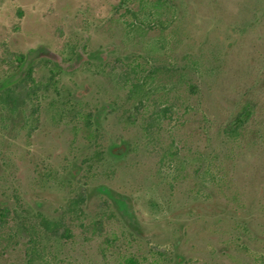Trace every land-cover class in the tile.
Returning <instances> with one entry per match:
<instances>
[{"label": "rangeland", "instance_id": "rangeland-1", "mask_svg": "<svg viewBox=\"0 0 264 264\" xmlns=\"http://www.w3.org/2000/svg\"><path fill=\"white\" fill-rule=\"evenodd\" d=\"M175 1L178 20L163 35L154 29L141 36L127 35L117 24L126 12L121 0H0V82L15 72L19 55L41 46V54L59 59L63 68L56 75L59 93L50 84L18 116L0 108V196H19L49 217L59 216L71 197L86 196L70 235L44 243L42 264H117L123 253L165 264L159 253L170 255L175 240L184 264H264L255 258L264 252V0ZM157 40L163 59L189 63L198 88L196 95L184 86L165 94L177 105V117L147 131V113L132 125L121 116L126 94L115 83L121 65L116 59L135 49L134 42L144 53ZM79 45L81 62L71 53ZM50 75L44 65L33 72L44 83ZM68 98L74 108L59 111L58 103ZM249 103L256 104L255 114H246L243 129L233 134ZM109 104L112 109L95 116ZM87 114L93 116L91 138ZM123 139L130 144L117 161L107 150ZM169 149L180 152V166L164 158ZM201 153L214 171L223 168L227 183L224 191L215 186L196 200L191 188ZM100 187L129 197L138 231L133 234L117 214L108 192L94 191ZM238 221L250 226L249 234L241 233L247 247L222 250L233 241ZM12 225L10 220L0 227V264H23L28 250L25 237H10Z\"/></svg>", "mask_w": 264, "mask_h": 264}, {"label": "trees", "instance_id": "trees-1", "mask_svg": "<svg viewBox=\"0 0 264 264\" xmlns=\"http://www.w3.org/2000/svg\"><path fill=\"white\" fill-rule=\"evenodd\" d=\"M120 8H125L126 12L119 13L121 17L117 18V24L124 28L126 34H130L131 31H136L138 35H145L150 31L159 30L163 35L164 28L167 27L170 22L175 23L178 20L180 2L175 0H121ZM117 6V11H120ZM131 17L133 19H128ZM127 34V35H128ZM138 39V37H135ZM162 40V39H161ZM162 46L161 41L156 44L148 42L146 52H140L137 47L139 44L134 42L135 49H132L130 53L123 52L121 55H117L118 61L121 65L117 66V85L125 92L126 97L124 104L121 106L123 113L122 118L126 119L128 124H134L138 120L140 114H148L147 131L150 126L157 125L162 126L166 120H172L176 115L177 105L170 103L165 98V94H171V90L177 87L185 88V91L189 92V95H196L197 85L193 81L192 74L190 76L189 63H183L181 60L174 57V59H168L161 57V51L158 44ZM83 45L72 47L71 53L75 61L81 62L84 59V48ZM149 48V49H148ZM45 47L41 46L35 50H31L26 54H21L17 57V65L15 72L5 77L0 82V108L8 110L7 112L13 116H18L25 110L24 106L32 100L34 97L38 98L41 94L45 95L49 92V86H53L58 92V75L62 70V65L59 59L50 61L49 58L42 55V51ZM144 51V49H143ZM94 56L101 62L106 63L107 59H104L105 54L97 52ZM53 63L51 66L50 63ZM197 64V61H196ZM46 66L50 68L51 75L49 81L44 83L43 80H37L33 76V72L36 66ZM115 71L114 69L111 72ZM193 71H191L192 73ZM112 76V80H114ZM203 82V80L201 81ZM51 84V85H50ZM72 101L70 98L63 102H59L58 110L64 111L66 109H73ZM56 104L53 105V107ZM111 108L113 104L104 106V108ZM256 104H247L243 107V111L236 117V120L240 123L235 125L232 132L238 135V129H243L246 120L245 115L256 112ZM118 109V108H117ZM148 109L149 111H144ZM77 116H81L82 112L76 113ZM92 114L84 115L86 120V127H89L87 131V137H93V131L91 129V121L93 119ZM76 116V115H75ZM23 117V116H22ZM24 118V117H23ZM242 127V128H241ZM242 131V130H241ZM239 131V132H241ZM89 132V133H88ZM95 136V134H94ZM130 142L127 140L115 142L108 150V154L115 160L119 161L126 157L128 151V145ZM101 150H95V156L103 158ZM179 151H173L172 149L163 153L164 158L172 163H176L179 158ZM196 161H200V165L195 168V173L198 177L194 181V186L191 191L195 193L196 200L201 199V195L206 189L212 190L214 187H218L219 190H225L226 177H222L223 168H217L214 171L213 161H208L204 154H198ZM163 158V159H164ZM182 161L177 162L180 166ZM176 163V164H177ZM1 168V164H0ZM178 168V167H177ZM1 170V169H0ZM79 171L78 165L72 170V175L75 176ZM198 173H201L198 175ZM195 177V178H196ZM94 191L98 193L108 194L112 200L117 214L122 216L127 221L128 225L134 230L139 229L138 222L133 221L132 209L128 206L129 197L110 191L107 187L95 188ZM108 192V193H107ZM104 200V198H102ZM109 201V200H108ZM86 203V196L80 193L77 196H73L67 202L63 212L57 217H49L41 211H36L30 206H26L22 203L19 196L10 197L3 194L0 196V227L8 224L11 220L13 222L11 235L12 236H23L27 239V252L23 261V264H37L43 263L42 253L44 243H47L52 239L66 238L70 235L71 228L70 224L75 218H80V215L84 213V204ZM238 230H242L238 232ZM246 232L249 234L250 226L248 223L238 221L233 231V241L226 242L222 247L224 251H229L232 244L234 246L239 245L241 247H247L246 242L240 241L243 235L241 233ZM239 233V234H238ZM132 240L133 235L130 237ZM0 238L2 235L0 233ZM127 243H130V241ZM116 239L113 238L109 241V246L114 244ZM175 250L179 247V240L174 241ZM172 250L170 255L165 253H159L165 264H184L185 257L178 253V251ZM121 253V252H120ZM262 259L255 258L259 261H264V252ZM117 264H145L146 257L141 255H135L132 253H123L118 255ZM155 261L159 257H155ZM159 264V263H158Z\"/></svg>", "mask_w": 264, "mask_h": 264}, {"label": "flooded vegetation", "instance_id": "flooded-vegetation-1", "mask_svg": "<svg viewBox=\"0 0 264 264\" xmlns=\"http://www.w3.org/2000/svg\"><path fill=\"white\" fill-rule=\"evenodd\" d=\"M104 108V107H103ZM107 109V108H106ZM105 108L104 109H99V110H97L96 112L98 113L97 115H95V116H97V117H99V113H101L103 110H106ZM95 112V113H96Z\"/></svg>", "mask_w": 264, "mask_h": 264}]
</instances>
